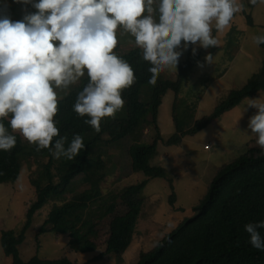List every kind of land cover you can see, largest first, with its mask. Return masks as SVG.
I'll use <instances>...</instances> for the list:
<instances>
[{
  "label": "rangeland",
  "instance_id": "rangeland-1",
  "mask_svg": "<svg viewBox=\"0 0 264 264\" xmlns=\"http://www.w3.org/2000/svg\"><path fill=\"white\" fill-rule=\"evenodd\" d=\"M241 2L244 10L235 16L229 28L218 35L220 45L217 48L205 50L192 46L200 55L198 65L182 81L178 93L169 91L163 99L158 117L162 140L158 141L151 164L165 169L166 177L149 178L132 170L129 148L134 142L131 138L116 145L107 143L105 147L110 156L106 157L109 171L106 180L95 186L84 183L83 177H79L73 185L75 191L65 198L88 205L85 219L95 224V236L90 239L94 249L86 252L75 250L68 235L55 232L40 234V228L51 211L62 204L61 200L52 197L35 215L26 240L19 247L23 260L28 261L35 256L45 260L67 257L75 264H138L142 254L151 252L179 224L195 216V207L206 198L213 180L223 168L249 155L252 149H260L248 129L249 119L257 110L247 107V98L205 129L189 133L201 120L211 116L232 91L244 88L264 62V50L252 39L254 35L264 34V4L252 6L249 0ZM3 5L4 0H0V10H3ZM26 7L28 12L35 11L30 5L7 0L6 13L13 21L21 20ZM127 39L118 46L120 54L136 48ZM189 53L190 47L181 57L177 70L163 72L166 80L179 82L181 64L186 62ZM208 54L213 55L211 65L205 60ZM260 97H264V91L248 99ZM150 98L151 90L146 87L142 90V101L147 103ZM126 116L124 104L123 109L110 119L120 120ZM179 130L185 133L181 143L166 144V140L178 134ZM157 132L155 126L146 124L140 145L149 146L157 138ZM38 172V163L29 160L16 182L0 185V264L13 263L12 258L4 254L2 232L22 227L30 207L37 200L31 178ZM144 181L149 182L142 194L144 200L131 246L122 257L106 254L96 260L106 252L112 221L126 216L134 208L127 189ZM58 182L59 179L55 183Z\"/></svg>",
  "mask_w": 264,
  "mask_h": 264
},
{
  "label": "clouds",
  "instance_id": "clouds-1",
  "mask_svg": "<svg viewBox=\"0 0 264 264\" xmlns=\"http://www.w3.org/2000/svg\"><path fill=\"white\" fill-rule=\"evenodd\" d=\"M31 6L21 20L0 10V150L16 147L19 133L37 151L73 160L85 149L76 134L68 143L57 127L59 104L71 90L73 111L95 131L101 121L123 109L122 91L135 83L134 70L117 51L125 38L150 64L148 83L177 70L190 46L205 50L220 45L218 35L244 10L241 0H14ZM264 0H249L252 6ZM215 33V34H214ZM264 45V34L252 37ZM183 42V43H182ZM193 55L196 47L192 48ZM212 54L205 57L211 65ZM204 67V65H199ZM256 109L248 129L264 149V97L248 99ZM7 121L6 127L4 121ZM9 127L11 131L9 130ZM247 134V133H246ZM54 138H56L54 140ZM264 221L248 223L250 244L264 251Z\"/></svg>",
  "mask_w": 264,
  "mask_h": 264
},
{
  "label": "trees",
  "instance_id": "trees-1",
  "mask_svg": "<svg viewBox=\"0 0 264 264\" xmlns=\"http://www.w3.org/2000/svg\"><path fill=\"white\" fill-rule=\"evenodd\" d=\"M260 46L264 50V45ZM191 48L188 59L181 64L179 82L166 80L162 72L155 85L148 83L150 64L142 59L139 49L120 54L130 63L136 78L130 88L122 91L127 116L120 120L104 118L99 132L84 122L88 117H80L73 111L76 93L86 79L74 87L60 102L54 120L58 121L60 136H67L68 143L76 134L83 137L85 149L75 159H55L48 149L37 151L34 145L25 143L18 133H15L17 144L14 149L0 150V185L16 182L29 160H35L39 165V172L31 178L37 200L30 207L25 222L18 230L2 232V248L6 257L12 258V264H75L67 257L45 260L35 256L28 261L21 258L19 247L26 240L35 215L52 197L61 200L62 204L51 211L40 228V234L55 232L68 235L75 250L86 252L94 249L90 239L95 236V224L85 219L88 205L65 198L75 191L73 185L79 177H83L84 183L95 186L106 180L109 172L106 157L110 156L105 147L107 143L116 145L131 138L134 142L129 148L132 170L144 173L149 178L166 177L165 169L151 164L158 141L162 140L158 127L159 109L167 93H178L182 81L198 65L200 55H193ZM146 87L151 90L147 103L142 101V90ZM261 91H264V62L244 88L232 91L211 116L201 120L189 133L205 129L213 120ZM4 123L8 127L6 120ZM149 123L155 126L158 135L149 146H143L140 141L144 126ZM184 135L179 130L178 134L166 140V144H180ZM57 179L59 182L56 184ZM148 182L127 189L134 208L126 216L112 221L106 252L96 260L106 254L122 257L129 249L144 200L142 194ZM173 201L172 197V204ZM194 211V217L179 224L151 252L142 254L138 264H264V251L251 246L250 236L245 231L246 224L264 221V149H252L249 155L223 168L213 180L206 198ZM259 231L264 237V229Z\"/></svg>",
  "mask_w": 264,
  "mask_h": 264
}]
</instances>
